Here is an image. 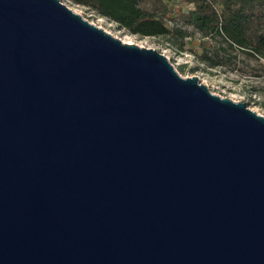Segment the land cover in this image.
Wrapping results in <instances>:
<instances>
[{
	"label": "water",
	"instance_id": "1",
	"mask_svg": "<svg viewBox=\"0 0 264 264\" xmlns=\"http://www.w3.org/2000/svg\"><path fill=\"white\" fill-rule=\"evenodd\" d=\"M0 264H264V116L60 0H0Z\"/></svg>",
	"mask_w": 264,
	"mask_h": 264
},
{
	"label": "trees",
	"instance_id": "2",
	"mask_svg": "<svg viewBox=\"0 0 264 264\" xmlns=\"http://www.w3.org/2000/svg\"><path fill=\"white\" fill-rule=\"evenodd\" d=\"M76 1L127 33L164 38L166 47L189 52L206 70L234 64L239 52L264 60V0Z\"/></svg>",
	"mask_w": 264,
	"mask_h": 264
},
{
	"label": "rangeland",
	"instance_id": "3",
	"mask_svg": "<svg viewBox=\"0 0 264 264\" xmlns=\"http://www.w3.org/2000/svg\"><path fill=\"white\" fill-rule=\"evenodd\" d=\"M60 1L84 16V18L108 32L114 33V35L126 42L164 52L177 71L178 65L186 64L183 71H178L181 76L196 75L216 94L229 99L244 101L253 110L264 116V106L262 105L264 101V60H258L239 52L234 64L223 66L219 69L211 68L206 70L189 52L184 51L176 54L171 48L166 47L167 43L164 38L139 37L138 35L127 33L126 30L119 28L114 22L98 16L93 9L76 0ZM196 65H199V68L191 70Z\"/></svg>",
	"mask_w": 264,
	"mask_h": 264
}]
</instances>
